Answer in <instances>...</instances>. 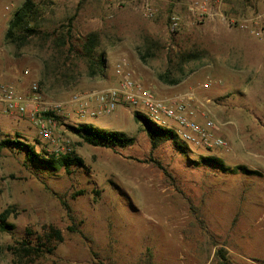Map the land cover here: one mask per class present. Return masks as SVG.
Listing matches in <instances>:
<instances>
[{
	"label": "rangeland",
	"instance_id": "rangeland-1",
	"mask_svg": "<svg viewBox=\"0 0 264 264\" xmlns=\"http://www.w3.org/2000/svg\"><path fill=\"white\" fill-rule=\"evenodd\" d=\"M24 1L0 0V66L21 91L36 82L44 99L66 100L99 90L118 80L115 67L124 59L162 96L194 92L207 106L197 105V117L205 125L213 120L229 147L186 143L182 152L168 141L153 149L134 112L119 106L111 114L63 119L61 140L84 162L70 172L2 148L0 213L12 209L15 227L0 230V264H264V38L240 24L264 13V0H151L152 17L142 0H35L46 21L16 56L4 37ZM91 31L100 33V45L89 57L82 42ZM59 36L66 46L56 45ZM147 41L152 55H144ZM101 55L105 68L92 75L90 65ZM161 75L182 81L171 85ZM206 82L209 88L202 87ZM79 123L125 132L135 144H77L67 124ZM5 138L41 152L55 148L27 119L0 113V141ZM22 243L42 251L28 252Z\"/></svg>",
	"mask_w": 264,
	"mask_h": 264
},
{
	"label": "built area",
	"instance_id": "built-area-1",
	"mask_svg": "<svg viewBox=\"0 0 264 264\" xmlns=\"http://www.w3.org/2000/svg\"><path fill=\"white\" fill-rule=\"evenodd\" d=\"M142 9L147 17L155 13L151 0H142ZM240 24L255 37L264 38V13L241 19ZM179 25L180 18L172 16L171 30L176 31ZM115 68L118 80L111 86L75 92L66 100H46L36 82L31 84L29 92L21 91L15 83L4 78L0 66V113L27 119L44 142L55 146L52 151L55 153L73 150L70 142L63 143L60 137L59 126L64 118L71 113L79 117L111 114L119 106L140 111L159 126L174 130L181 142L206 149L229 147L216 132L213 120L205 125L197 117V105L206 109L207 106L194 92L162 96L154 86L146 85L143 77L130 70L126 60L118 62ZM202 87L209 88L210 83L206 82Z\"/></svg>",
	"mask_w": 264,
	"mask_h": 264
},
{
	"label": "trees",
	"instance_id": "trees-1",
	"mask_svg": "<svg viewBox=\"0 0 264 264\" xmlns=\"http://www.w3.org/2000/svg\"><path fill=\"white\" fill-rule=\"evenodd\" d=\"M46 21L45 10L43 6L37 3L35 0H25L18 11L15 12L13 18L9 21L7 31L5 33V43L11 46L13 53L19 56L25 47L30 44V39L38 35ZM56 45L59 47H64L67 45V40L65 36L57 38ZM100 45V33L98 31L89 32L82 42V49L85 55L91 57L97 47ZM151 41H147V48L144 55H152L151 53ZM142 55L144 58L145 56ZM193 57V56H190ZM94 65H90L92 68V75H96L103 71L105 68V59L98 57V60L93 62ZM99 69V71H97ZM164 81L171 85L179 84L181 78H169V76H160ZM134 120L139 124V130L146 133L148 136L151 146L153 149H157L163 143L171 141L176 144V147L182 152H186L188 145L181 142L176 132L170 128H164L153 122L147 115L140 111H134ZM58 119H60L58 117ZM68 130L76 135L81 143H86L93 146L99 147H119L125 148L135 144L136 138L128 135L125 132L120 131H108L102 130L94 127L88 123L79 124H67ZM5 147L18 148L23 151L26 155L27 160L30 163H36L41 167H48L52 169H62L70 172L72 166L83 165V160L75 151V147L70 153H55L47 151L36 150L35 145L24 141L20 138H5L0 141V150ZM204 161L210 163H217L222 165L221 160L217 157H204ZM163 167V166H162ZM245 169V168H244ZM247 170V169H246ZM249 171V170H248ZM63 205L67 208L69 215L72 217L73 225L70 227L72 232L78 230L77 224L74 222V216L71 214V208L66 201H63ZM12 213V209L7 208L0 213V230L4 232H10L14 229L15 225L9 222V217ZM53 230V235L57 237V241H63L64 237L60 230ZM23 249L30 251H42L40 245L36 246H26L22 243ZM43 244H41L42 246ZM49 252L53 251L52 248H48ZM225 259V258H224ZM220 264H227L225 260L221 261Z\"/></svg>",
	"mask_w": 264,
	"mask_h": 264
}]
</instances>
